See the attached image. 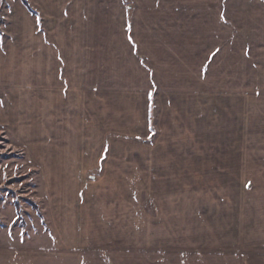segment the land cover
<instances>
[{
	"label": "rangeland",
	"instance_id": "1",
	"mask_svg": "<svg viewBox=\"0 0 264 264\" xmlns=\"http://www.w3.org/2000/svg\"><path fill=\"white\" fill-rule=\"evenodd\" d=\"M24 1L39 10L34 0H0L2 43L12 8L18 14L22 8L17 6L25 5ZM124 3L131 10L128 31L135 22L141 52L160 61L165 60L161 55L165 37L156 38L160 34L184 31L196 37L202 31L203 38L198 37L203 47L172 39L167 56L172 61L160 72L162 76L158 75L170 86H179L165 84L166 89L189 93L187 102L176 104L188 122L182 141L170 138L169 126L164 130L166 137L162 136L167 144L182 142L188 150L177 154L155 151L154 163L153 152H145L142 180L135 183L136 198L131 199L141 211L136 216L141 229L133 236L128 212L133 205L127 193L133 184L118 182L110 173L118 157L116 150L104 171L89 168L81 183L67 179L57 183L51 177L44 181L46 170L31 164L16 136L0 130V264H239L230 258L245 255L249 262L263 258L264 0ZM219 11L222 21L212 29L209 17ZM179 25H184L183 29ZM213 48L217 54L208 53ZM140 57L147 61L144 54ZM203 60L202 82L198 66ZM208 62L212 63L208 66ZM180 81L194 85L184 87ZM196 92L200 102L192 97ZM175 111L168 109L169 121ZM151 126V138L141 140L144 143L155 140ZM124 139L129 141L119 142L135 141L129 136ZM15 149L23 155L12 153ZM180 158L184 164L188 162V177L186 166L184 174L173 169ZM155 172V179L150 180ZM121 195L124 206L118 203ZM74 203L77 205L72 206ZM99 203L104 208L94 210ZM71 207L79 211L78 219L89 218L87 226L94 228L69 227ZM107 220L119 222L122 228L104 229Z\"/></svg>",
	"mask_w": 264,
	"mask_h": 264
},
{
	"label": "crops",
	"instance_id": "2",
	"mask_svg": "<svg viewBox=\"0 0 264 264\" xmlns=\"http://www.w3.org/2000/svg\"><path fill=\"white\" fill-rule=\"evenodd\" d=\"M34 2L39 6L38 11L30 6L31 11L28 10L23 2L17 6L22 8L18 14L12 8L6 23L5 42L0 39V130L16 136L31 164L46 170L44 181L51 177L57 183L66 179L81 183L84 181L81 177L89 168L104 171L106 162L116 150L118 157L110 173L118 182L133 184L127 193L129 201L134 200L135 183L142 180L141 162L145 160L148 149L153 152L152 163L155 151H174L177 154L188 150L182 142L170 141L167 144L162 136L166 137L164 130L169 126L170 138L182 141L188 122L176 104L187 102L189 93L166 89L165 84L179 86H170V83L162 81L160 72H164L168 61H172L167 57L172 49V39L201 45L199 37L203 38L202 31L197 32L196 37H189L192 34H184V31L181 34H160L157 40L165 37L162 42L165 52H161L165 60L160 61L141 52L135 22L133 30L128 31L131 10L129 5L124 7V0L103 4L94 0ZM219 12L209 17L212 29L216 28L215 23L222 21L223 15ZM223 19L226 22V17ZM179 26L181 29L184 27ZM153 43L157 45L158 41ZM208 53L218 52L213 48ZM140 54H144L146 62ZM212 62H208V66ZM205 67L203 60L198 66L202 82ZM158 75L161 76L158 78ZM179 85L188 87L194 84L180 81ZM192 97L200 102L198 92ZM168 109L176 110L171 121ZM150 126L155 140L144 143L141 140L151 138ZM128 136L135 141L131 144L119 142L129 141L124 139ZM178 160L179 164H174L173 169L178 168L184 174L182 169L186 166L188 177V162L184 164L182 158ZM157 174L153 173L149 179L154 180ZM76 197L82 198L78 193ZM118 203L124 206L122 195ZM100 204H95L93 209L104 208ZM132 205L128 212L133 222L129 224L135 236L141 229L136 225V216L138 218L141 211L135 203ZM78 212L70 209L72 221L68 226L72 229L94 228L87 226L91 223L89 218L78 219ZM119 225V222L107 220L104 229L120 230L122 225ZM234 258L230 259L240 261L239 264H264V257L251 258V262L245 255L240 259Z\"/></svg>",
	"mask_w": 264,
	"mask_h": 264
},
{
	"label": "built area",
	"instance_id": "3",
	"mask_svg": "<svg viewBox=\"0 0 264 264\" xmlns=\"http://www.w3.org/2000/svg\"><path fill=\"white\" fill-rule=\"evenodd\" d=\"M12 153H17L18 156H22L24 152L22 150H16L15 149V151Z\"/></svg>",
	"mask_w": 264,
	"mask_h": 264
}]
</instances>
